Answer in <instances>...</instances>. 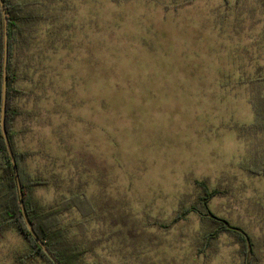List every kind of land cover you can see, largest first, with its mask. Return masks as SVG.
I'll return each instance as SVG.
<instances>
[{
    "label": "rangeland",
    "instance_id": "rangeland-1",
    "mask_svg": "<svg viewBox=\"0 0 264 264\" xmlns=\"http://www.w3.org/2000/svg\"><path fill=\"white\" fill-rule=\"evenodd\" d=\"M48 20L25 28L15 53L16 147L26 170L48 180L42 208L73 194L82 222L70 242L87 264H240L220 235L202 250L190 214L203 181L221 196L208 207L247 233L264 264V131L251 127L264 97V0H23ZM0 230V264L26 248ZM25 264H46L42 260Z\"/></svg>",
    "mask_w": 264,
    "mask_h": 264
},
{
    "label": "trees",
    "instance_id": "trees-1",
    "mask_svg": "<svg viewBox=\"0 0 264 264\" xmlns=\"http://www.w3.org/2000/svg\"><path fill=\"white\" fill-rule=\"evenodd\" d=\"M7 25V66H6V104L2 135L0 127V230L13 229L22 237L26 248L17 257L18 262L25 264L29 261L42 260L46 264H53L39 248L29 234L23 219L17 194L14 171L10 162L5 138L10 146L13 160L17 170L18 182L22 197V208L25 220L32 228L35 236L42 242L46 250L52 255L58 264H87L83 255L86 248H81L70 242V237L81 234L82 222L75 225H60V217L65 213L76 210L81 217H87L93 208L88 199L81 194H73L57 202L48 208L39 206L34 198V190L45 188L48 180L35 178L26 170L25 162L28 154L20 152L16 147L17 132L15 123L21 116L14 102L23 93L18 89L19 81L14 65L15 53L20 43L25 41V28L48 20L46 16L36 14L31 10L30 2L23 0H2ZM2 18L0 13V96H1V59L3 44ZM1 102V97H0ZM255 120L251 127L264 131V97L253 105ZM247 172L264 177V167L260 169H246ZM198 193L194 201L189 205H181L175 212L173 219L161 228H169L171 225L185 220L190 214L196 216L203 224L201 232V247L210 249L217 242L220 235L231 236L242 249L240 264H252L248 256L253 255L252 244L246 232L230 224L227 220L215 216L209 209V202L221 196L216 189H209L203 181H194Z\"/></svg>",
    "mask_w": 264,
    "mask_h": 264
},
{
    "label": "water",
    "instance_id": "water-1",
    "mask_svg": "<svg viewBox=\"0 0 264 264\" xmlns=\"http://www.w3.org/2000/svg\"><path fill=\"white\" fill-rule=\"evenodd\" d=\"M0 13H1V18H2V31H3V44H2V59H1V102H0V127H1V132L2 135L5 137L4 129H3V122H4V114H5V104H6V66H7V34H6V25H7V19H6V14H5V9L2 3V0H0ZM5 146L6 150L10 159V162L13 167L14 171V177H15V182H16V188H17V194H18V199H19V204H20V210L23 216V219L25 221L26 228L33 238V240L36 242V244L39 246V248L43 251V253L48 257V259L53 263V264H58L55 259L52 257V255L46 250L42 242L35 236L32 228L28 224V222L24 218L23 214V208H22V197H21V191H20V186L18 182V176H17V170L16 166L13 160L12 152L10 149V146L5 138Z\"/></svg>",
    "mask_w": 264,
    "mask_h": 264
}]
</instances>
